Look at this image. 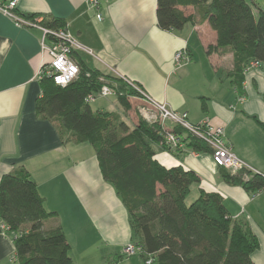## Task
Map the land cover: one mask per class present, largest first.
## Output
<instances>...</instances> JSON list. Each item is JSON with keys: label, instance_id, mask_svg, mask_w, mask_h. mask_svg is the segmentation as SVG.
<instances>
[{"label": "crops", "instance_id": "0c3cea01", "mask_svg": "<svg viewBox=\"0 0 264 264\" xmlns=\"http://www.w3.org/2000/svg\"><path fill=\"white\" fill-rule=\"evenodd\" d=\"M91 1L18 0L16 11L65 19L68 32L96 55L79 52L96 61L95 69L128 77L157 101L186 113L192 124L208 120L223 127L238 158L264 176V63L246 71L242 97L231 84L232 54H207L217 40L209 24L188 23L167 31L157 23V0H95V6ZM179 8L186 15L195 11ZM42 37L39 27L18 26L0 11V180L20 168L30 174L45 208L55 213L45 227L62 226L75 264H145L141 256L123 254L136 237L120 196L102 177L94 148L76 143L70 133L62 134L58 120L36 112L42 95L38 74L48 60ZM179 50L189 57L181 66L174 59ZM110 97L133 127L144 101L131 98V109L125 112L116 95ZM94 109L108 111L105 103ZM153 147L163 166L197 173L199 192L222 196L231 217L244 222L259 243L252 261L264 264V190L251 194L226 183L210 153L185 147L167 152L160 143ZM14 240L0 219V264H15Z\"/></svg>", "mask_w": 264, "mask_h": 264}, {"label": "trees", "instance_id": "16d2710c", "mask_svg": "<svg viewBox=\"0 0 264 264\" xmlns=\"http://www.w3.org/2000/svg\"><path fill=\"white\" fill-rule=\"evenodd\" d=\"M179 7L195 11L186 15ZM22 16L32 21L42 17L40 25L67 30L62 18ZM157 23L167 31H179L188 23L209 24L217 40L207 47V54H232L231 84L242 97L251 62L264 63V10L253 0H157ZM72 58L80 68L79 75L67 86L43 76L36 112L58 120L62 134L70 133L76 143L94 148L103 179L112 184L129 213L136 237L133 242L143 247L140 256L144 263L152 259L151 264H254L252 254L259 243L248 226L231 217L216 192L201 190L188 204L200 176L182 166H163L153 147L164 141L166 132L183 136L185 149L197 153L212 155L210 145L178 125L151 123L139 114L131 127L119 113L95 110L88 97L104 85L116 91L125 112L138 92L122 79L91 67L79 52ZM219 168L228 184L251 194L264 190V176L259 172ZM54 215L45 208L37 184L25 169L1 177L0 219L14 234L19 264H75L62 226L45 227Z\"/></svg>", "mask_w": 264, "mask_h": 264}, {"label": "built area", "instance_id": "2783aa9c", "mask_svg": "<svg viewBox=\"0 0 264 264\" xmlns=\"http://www.w3.org/2000/svg\"><path fill=\"white\" fill-rule=\"evenodd\" d=\"M18 0H0V11L18 26L22 27H39L43 32L41 40V48L43 54L48 56L47 62L41 68L38 77L41 79L47 76L53 80L56 85L67 86L74 81L79 75L80 68L72 58L74 52H85L86 54L96 57L94 52L78 42L69 32L64 29H50L40 25L38 22L28 20L16 11ZM91 5H97L95 0L91 1ZM100 19V15H97ZM176 65L181 66L189 62V57L186 51L179 50L175 54ZM260 66L259 62H251L250 68ZM137 92L136 98L144 101V105L139 108V114L148 122H161L162 124L171 123L178 125L187 132L204 140L213 150L212 157L218 167H224L227 170L236 172L242 168H249L238 156L234 153L232 146L225 140V131L223 127H216L204 120L197 124H192L187 119L186 113H178L170 109L165 103L154 99L150 94L143 90L136 82L128 77L118 75ZM116 91L108 85H104L101 90L93 95H89L88 101L94 102L97 97L115 96ZM243 98H240V101ZM183 136H179L173 132L164 134V141L161 143L166 145L167 152H176L185 147ZM254 171V170H253ZM3 228L7 229L3 224ZM143 247L134 242L125 245L123 254L126 257L140 256L143 253ZM15 264H19L17 258ZM152 259L146 261V264H151Z\"/></svg>", "mask_w": 264, "mask_h": 264}, {"label": "rangeland", "instance_id": "374dc122", "mask_svg": "<svg viewBox=\"0 0 264 264\" xmlns=\"http://www.w3.org/2000/svg\"><path fill=\"white\" fill-rule=\"evenodd\" d=\"M256 3H258L260 5V7L264 10V0H255ZM39 18H36V20H38ZM82 52V51H81ZM84 54H86L85 52H83ZM88 55V54H87ZM87 55H84V59L87 61V63L91 64V67H94L95 65V60L91 59L90 57H87ZM90 58V59H89ZM92 60V61H90ZM95 104L92 105L93 108H97V105L99 103H105L106 104V109L108 111H114V112H117V113H121V109H120V106L119 104L117 103L115 97H107V98H98V100H96ZM92 103V102H91ZM137 116H139V112L137 113V115H134L133 116V119H135ZM138 119V118H137ZM132 120V119H131ZM128 123H130L129 120H127ZM194 152V151H193ZM198 193H199V187L197 184H194L192 186V191L189 195V197L187 198L186 202L188 204L192 203L197 197H198ZM113 261V259H112Z\"/></svg>", "mask_w": 264, "mask_h": 264}]
</instances>
